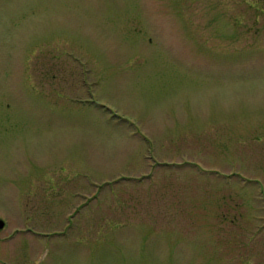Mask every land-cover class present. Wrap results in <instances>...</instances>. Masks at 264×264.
Here are the masks:
<instances>
[{
    "label": "rangeland",
    "instance_id": "obj_1",
    "mask_svg": "<svg viewBox=\"0 0 264 264\" xmlns=\"http://www.w3.org/2000/svg\"><path fill=\"white\" fill-rule=\"evenodd\" d=\"M2 217L0 264H264V0H0Z\"/></svg>",
    "mask_w": 264,
    "mask_h": 264
},
{
    "label": "flooded vegetation",
    "instance_id": "obj_2",
    "mask_svg": "<svg viewBox=\"0 0 264 264\" xmlns=\"http://www.w3.org/2000/svg\"><path fill=\"white\" fill-rule=\"evenodd\" d=\"M34 57H36V52L33 51L32 54H30L29 57L27 58L28 59V61H27L28 65L26 66V73H27L26 75H27V78L29 80H31V82H34V80H35V75H34V72H33L34 71L33 64L30 67V61L33 60V59H36ZM32 72H33V74H32ZM31 76H32V78H31ZM7 221L8 220L6 218H3V217H2V219H0V223L3 224V227H0V231H2V230L7 228V223H8Z\"/></svg>",
    "mask_w": 264,
    "mask_h": 264
},
{
    "label": "water",
    "instance_id": "obj_3",
    "mask_svg": "<svg viewBox=\"0 0 264 264\" xmlns=\"http://www.w3.org/2000/svg\"><path fill=\"white\" fill-rule=\"evenodd\" d=\"M0 227H3V224L2 223H0Z\"/></svg>",
    "mask_w": 264,
    "mask_h": 264
}]
</instances>
